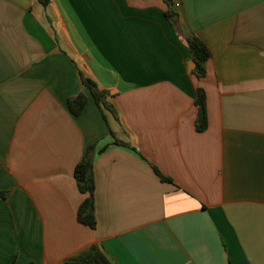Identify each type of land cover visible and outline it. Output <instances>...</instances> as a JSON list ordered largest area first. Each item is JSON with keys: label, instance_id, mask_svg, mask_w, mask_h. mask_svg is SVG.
<instances>
[{"label": "crops", "instance_id": "obj_1", "mask_svg": "<svg viewBox=\"0 0 264 264\" xmlns=\"http://www.w3.org/2000/svg\"><path fill=\"white\" fill-rule=\"evenodd\" d=\"M173 9L0 0V264H71L92 246L111 264H264V0ZM192 35L211 52L201 79ZM90 146L94 229L74 178Z\"/></svg>", "mask_w": 264, "mask_h": 264}, {"label": "trees", "instance_id": "obj_2", "mask_svg": "<svg viewBox=\"0 0 264 264\" xmlns=\"http://www.w3.org/2000/svg\"><path fill=\"white\" fill-rule=\"evenodd\" d=\"M43 5H47L50 0H39ZM175 0H163L167 6L166 17L170 20L175 17L177 13L173 9ZM188 51L189 60L196 64L194 75L198 78H204L206 76V65L211 58V52L207 44L199 37L192 35L183 38ZM83 85L90 91L96 105L103 111H111L114 113L112 105L107 101L108 92L100 90L97 84L84 76H82ZM88 103V97L84 94H80L76 97L68 100V109L73 116H79L85 109ZM197 106L205 111V95L202 89H198V96L196 100ZM206 127V119L204 118L198 125L199 130H203ZM116 144H122L116 141ZM95 155V148L90 146L81 160V162L75 167L74 178L77 183V187L81 194L86 195L87 198L81 204L77 212V219L79 223L88 226L92 229L95 228L96 222L94 217V173H93V158ZM162 180H167L160 174H158ZM4 198V193L0 192V199ZM71 264H111L110 260L105 254L95 246L88 248L80 253L78 256L69 260Z\"/></svg>", "mask_w": 264, "mask_h": 264}, {"label": "water", "instance_id": "obj_3", "mask_svg": "<svg viewBox=\"0 0 264 264\" xmlns=\"http://www.w3.org/2000/svg\"><path fill=\"white\" fill-rule=\"evenodd\" d=\"M177 16H175V17H173L172 19H171V21H176L177 20ZM190 65L192 66V69H195V67H196V64L194 63V62H190ZM203 119H204V110L202 109V108H200L199 109V111H198V121H199V123H201L202 121H203Z\"/></svg>", "mask_w": 264, "mask_h": 264}]
</instances>
